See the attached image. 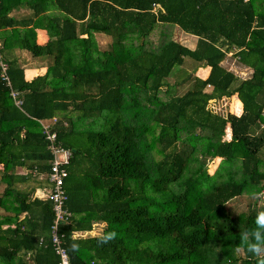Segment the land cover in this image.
I'll list each match as a JSON object with an SVG mask.
<instances>
[{
    "label": "trees",
    "instance_id": "trees-1",
    "mask_svg": "<svg viewBox=\"0 0 264 264\" xmlns=\"http://www.w3.org/2000/svg\"><path fill=\"white\" fill-rule=\"evenodd\" d=\"M174 26L196 37L193 49L168 36ZM16 48L50 61L46 71L25 80ZM228 54L248 77L221 65ZM184 58L208 66L206 77L182 70ZM0 60L9 80L0 76V206L13 205L14 217L13 203L40 212L0 231V264H22L21 250H34L35 264L58 262L51 202L30 201L28 178L49 171L40 121L52 118L56 144L71 150L63 179L71 215L58 227L69 264H258L239 233L264 243V230L259 240L252 232L264 211V0H0ZM230 97L237 114L210 108ZM245 195L246 211L227 209ZM96 221L99 235H73Z\"/></svg>",
    "mask_w": 264,
    "mask_h": 264
},
{
    "label": "crops",
    "instance_id": "crops-1",
    "mask_svg": "<svg viewBox=\"0 0 264 264\" xmlns=\"http://www.w3.org/2000/svg\"><path fill=\"white\" fill-rule=\"evenodd\" d=\"M22 10V9H21ZM175 29V31L177 32L178 35V41L180 44L188 47L189 49H193L194 45H195V41H196V37L190 34H187L185 32H183L181 29H179L177 26L173 27ZM177 29V30H176ZM47 40V35L45 30L43 29H36V43L38 44H44ZM13 56L17 58V63L18 65L23 69L24 72V79L25 80H30L33 77L37 76V75H42L45 71H46V67L49 64L50 61L44 59V58H36V57H32L30 56V54L28 52L19 50V49H14L13 51ZM230 57L229 54L225 57V59L221 62V65H223V63L226 61V58ZM233 65V64H232ZM224 66V65H223ZM233 67H236L233 66ZM182 70H185L186 73H190V75L192 76H196L199 78H205L206 75L208 74L209 71V67L208 66H201L200 64H197L196 62H191L190 61H186V58H184V61L182 63L181 66ZM229 70H235V72L237 71L236 69H233L232 66H228L226 67ZM239 68V67H238ZM241 69H239L238 73L241 77H248V75L251 72V69L245 66H240ZM187 83V82H184ZM183 83V84H184ZM188 84V83H187ZM230 100L232 97L230 98H223L222 101L225 100ZM219 100H217L216 102H218ZM216 102H213L211 104H216ZM241 104V103H240ZM215 111V110H213ZM241 111V105H240V110ZM216 112V111H215ZM225 131H227V133L230 132L228 126H226ZM23 138V133H19L17 139H22ZM14 172L16 174H26L27 171L25 169V167H17L15 168ZM29 177L31 182L33 183L32 188H34L32 194L30 195V201H32L33 199H39V200H46V195L49 191L50 188V184L49 181L47 179V172L46 173H39L37 172L36 169H32L29 173ZM22 183L17 184L19 187H24L23 185H21ZM4 189V184L0 183V195L2 193ZM24 189H30V187H26ZM4 200V199H3ZM7 203H10L9 201H7ZM14 204V213L15 217L13 216V212L11 210V207H13V205L8 204L7 208H4V206H0V231H5L7 228H13L15 225V222H19V221H24L25 220V224H27L26 221L30 220L34 223L35 221H39L40 218V212L37 208L36 211H32L30 213V215H27L25 212H21L19 213L18 211H15L16 208V203ZM36 209V208H35ZM5 215L7 216H11L12 218H8L5 219ZM26 217V219H24ZM5 219V220H1V219ZM29 223V225H30ZM42 224L39 223V228H38V232L37 234H40V225ZM102 222H93L91 224V228L89 231L87 232H83V233H73V235L75 237H86V236H95V235H99L101 233L102 230ZM46 226V225H45ZM44 229V228H43ZM46 233V231H44ZM43 232V234H44ZM2 238H1V242H3L2 247L4 249H7V238H6V234L2 233ZM44 236V235H43ZM41 238L39 239V242H41ZM39 242L38 245L39 246ZM20 258V261L22 264H35L34 262V255H35V251L34 250H27V251H23L21 250L20 252H18L17 254ZM16 260L13 262V264H16Z\"/></svg>",
    "mask_w": 264,
    "mask_h": 264
},
{
    "label": "built area",
    "instance_id": "built-area-1",
    "mask_svg": "<svg viewBox=\"0 0 264 264\" xmlns=\"http://www.w3.org/2000/svg\"><path fill=\"white\" fill-rule=\"evenodd\" d=\"M0 76L5 85L9 86V80L6 76V64L0 60ZM10 96L14 99L16 105H20L21 100L17 98L19 93L16 90L10 89ZM217 99V100H222ZM217 100H210L211 103ZM229 113L237 114L231 108ZM261 116L264 117V109L261 111ZM55 121L54 118L48 121H40L41 133L44 139L47 141V149L51 154V158L48 161L49 171L47 172V179L50 183L49 191L46 195V199L51 202L52 218L49 225L50 244L54 250V253L58 256L57 264H69L68 256L65 248L62 246L61 235L58 232L60 223L68 222L70 212L65 207L66 193L63 188V179L66 176L65 165L68 163L71 157V150L55 142V132L52 130V124ZM260 126H264L260 123Z\"/></svg>",
    "mask_w": 264,
    "mask_h": 264
},
{
    "label": "rangeland",
    "instance_id": "rangeland-1",
    "mask_svg": "<svg viewBox=\"0 0 264 264\" xmlns=\"http://www.w3.org/2000/svg\"><path fill=\"white\" fill-rule=\"evenodd\" d=\"M21 11L24 12V10L19 9V10H15V11L13 10L11 13L12 14L14 13V15H18L19 12H21ZM168 36L172 37V39L178 40L177 32L175 31V29L173 27L169 31ZM150 38H152V36ZM96 41L99 43L100 47H104L105 43H106V36L96 35ZM235 60H236V58H234L232 56L227 57L226 61L223 63V65L225 67L232 66L233 69H236L238 71L241 68H240L239 63H237V61H235ZM186 61H190V63L195 62L189 58H186ZM235 65H236V67H233ZM177 70L181 71L180 68H177ZM169 80H172V79H169ZM186 87H187V83L181 84V86L177 87L178 88L177 92L182 93ZM230 104L231 103H230L229 99L225 100V101L219 100L218 102H216V104L215 103L212 104L210 108L212 110H215L217 113H225V112H228L229 108H231ZM228 137H229V133H227V131H226L225 138L228 139ZM218 162H219V159H214L213 161L208 162L207 163L208 165L206 167L207 171L212 173L214 171V169L216 168ZM262 197L263 198L261 199V201H264V196H262ZM251 202H252L251 197H247L245 195V196L235 197L234 199L230 200L229 202H227L226 207L230 212L238 213L241 211H246L247 207L249 206V203H251Z\"/></svg>",
    "mask_w": 264,
    "mask_h": 264
},
{
    "label": "clouds",
    "instance_id": "clouds-1",
    "mask_svg": "<svg viewBox=\"0 0 264 264\" xmlns=\"http://www.w3.org/2000/svg\"><path fill=\"white\" fill-rule=\"evenodd\" d=\"M256 228L252 232L256 234V240H259L258 231L264 230V211L259 212L256 216ZM115 233H111L107 236H104L102 238V243H106L109 240L113 239L115 237ZM239 241L244 246V250L248 253L253 254L258 258V264H264V243H257L253 239H251L249 236H246L244 234V231L239 233ZM71 249L73 251L79 250L78 243H72ZM238 250V249H237Z\"/></svg>",
    "mask_w": 264,
    "mask_h": 264
},
{
    "label": "bare ground",
    "instance_id": "bare-ground-1",
    "mask_svg": "<svg viewBox=\"0 0 264 264\" xmlns=\"http://www.w3.org/2000/svg\"><path fill=\"white\" fill-rule=\"evenodd\" d=\"M66 203V202H65ZM66 209V208H65ZM65 250H67V249H65ZM67 252V251H66Z\"/></svg>",
    "mask_w": 264,
    "mask_h": 264
}]
</instances>
